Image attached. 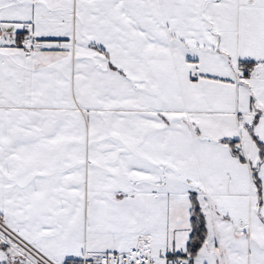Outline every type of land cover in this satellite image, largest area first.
Instances as JSON below:
<instances>
[{"label": "snow or ice", "instance_id": "obj_1", "mask_svg": "<svg viewBox=\"0 0 264 264\" xmlns=\"http://www.w3.org/2000/svg\"><path fill=\"white\" fill-rule=\"evenodd\" d=\"M0 264H264V0H0Z\"/></svg>", "mask_w": 264, "mask_h": 264}]
</instances>
